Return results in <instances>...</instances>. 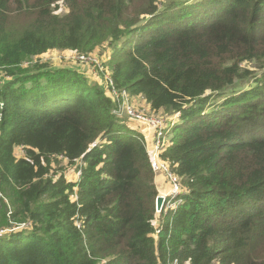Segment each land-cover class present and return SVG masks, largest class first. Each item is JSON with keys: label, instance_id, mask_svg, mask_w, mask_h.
Returning <instances> with one entry per match:
<instances>
[{"label": "trees", "instance_id": "obj_1", "mask_svg": "<svg viewBox=\"0 0 264 264\" xmlns=\"http://www.w3.org/2000/svg\"><path fill=\"white\" fill-rule=\"evenodd\" d=\"M96 49L104 85L31 64ZM0 73V264H264V0H0ZM112 88L163 113L174 210Z\"/></svg>", "mask_w": 264, "mask_h": 264}, {"label": "rangeland", "instance_id": "obj_2", "mask_svg": "<svg viewBox=\"0 0 264 264\" xmlns=\"http://www.w3.org/2000/svg\"><path fill=\"white\" fill-rule=\"evenodd\" d=\"M62 9V8H61ZM64 10H59L58 13H63ZM99 50H95L92 52L91 56L95 58L96 64H85L77 60L76 58V53H72L70 51H50L44 55H41L39 58L35 59L31 64L38 62L41 64H48L49 66H64V67H74L78 70H85L86 74H88V78L91 79V81L96 80L98 84L104 85L106 83L105 76H100L102 73V66L101 64L103 61L100 60L99 57ZM104 55V54H103ZM102 58V57H101ZM89 61V60H87ZM84 72V71H83ZM88 72V73H87ZM107 73V71H105ZM2 73H0V76ZM126 96L128 97L130 104L135 108L136 111L139 113L143 114L147 118H154L158 117L161 119L163 117V113H158V114H153L150 111L149 106L146 104V102L142 99L141 96H131L128 92H126ZM125 119V118H122ZM129 121H126L125 123L127 125H131L135 130L140 131L142 135H144V139L147 145V151L148 153L152 152V150L155 147V141H156V136H155V129L150 127V125L143 123V122H138L135 119H129ZM170 133V131H169ZM168 136H167V142L166 145L168 144ZM15 155L17 157H20L22 155L20 149H15ZM150 156V161L152 159L151 154ZM160 157H162V154H160ZM161 162L166 165V162L161 159ZM76 166H73L72 168L65 170V177L67 180H72L75 181L77 179V172H76ZM170 171V169H168ZM155 176V184L158 185V194L156 197L157 198L161 197L163 198L165 195L171 192V187H170V177H169V172L164 171H154L153 172ZM180 181V178L177 177ZM156 207V205H155ZM159 231V230H158ZM160 232V231H159Z\"/></svg>", "mask_w": 264, "mask_h": 264}, {"label": "built area", "instance_id": "obj_3", "mask_svg": "<svg viewBox=\"0 0 264 264\" xmlns=\"http://www.w3.org/2000/svg\"><path fill=\"white\" fill-rule=\"evenodd\" d=\"M74 53V52H72ZM77 60L85 64H96V60L91 54L88 55H80L76 54ZM89 60V61H87ZM102 66V65H101ZM103 68V67H102ZM88 73V72H87ZM105 80L107 81V77L105 76ZM108 86V85H107ZM110 93V97L113 98L117 104L116 108L112 111L113 115L117 118H125L127 121L130 122L129 119H135L138 122H143L153 129H155V147L150 152L152 159L150 161V165L153 171H168L170 177V187L171 192L168 193L163 197L162 205L159 209L155 207V211L157 214L163 213L165 214L168 210H174L181 202V195H182V188L181 183L178 176L174 175L170 169L169 164L166 162V165L161 162L160 154H162L166 148L167 142V133L166 130L168 128V123L165 122L164 116L159 119L158 117L154 118H147L143 114L139 113L135 110V108L130 104L128 97L126 96L125 91L117 92L112 88ZM178 115H175L174 118H177ZM159 231H157L158 233ZM167 264H187V263H180L178 259H173L172 261L168 262Z\"/></svg>", "mask_w": 264, "mask_h": 264}, {"label": "water", "instance_id": "obj_4", "mask_svg": "<svg viewBox=\"0 0 264 264\" xmlns=\"http://www.w3.org/2000/svg\"><path fill=\"white\" fill-rule=\"evenodd\" d=\"M162 202H163V198L159 197L157 198L156 200V208L159 209L162 205Z\"/></svg>", "mask_w": 264, "mask_h": 264}]
</instances>
